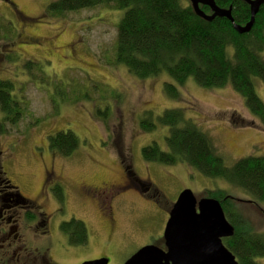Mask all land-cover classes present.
I'll return each mask as SVG.
<instances>
[{
  "label": "rangeland",
  "instance_id": "rangeland-1",
  "mask_svg": "<svg viewBox=\"0 0 264 264\" xmlns=\"http://www.w3.org/2000/svg\"><path fill=\"white\" fill-rule=\"evenodd\" d=\"M50 2L0 0V79L11 80L28 103L21 120L5 124L7 132L0 133V162L10 184L33 200L37 207L33 211L47 214L44 234L40 233L45 227L40 226L29 231L36 235L22 231V248L27 245L41 261L45 255L52 264L99 258L124 264L145 245L163 246L168 213L183 190H190L197 200L208 198V190H224L241 217L264 234V203L256 206L239 187L206 177L185 163L145 161L142 149L152 142L165 151L168 129L159 126L144 132L139 124L145 112L157 117L166 109L183 108L211 138L224 166L231 167L244 157H264V121L250 115L228 86L205 88L189 78L177 85L180 98L174 100L164 92V83L171 82L167 74L140 79L116 63L117 25L124 10L102 5L50 15ZM6 54L12 55L11 62ZM28 60L34 64L23 66ZM255 88L264 103L258 79ZM104 110L107 118H99L103 115L97 111ZM61 130L79 140L67 158L47 147L48 136ZM49 169L63 184L61 204L51 186L46 188L48 198L39 194ZM105 188L114 189L112 197L94 193ZM16 215L23 219L24 211L19 209ZM71 219L86 226L82 245L70 244L60 230ZM22 253H9L11 264H23Z\"/></svg>",
  "mask_w": 264,
  "mask_h": 264
},
{
  "label": "trees",
  "instance_id": "trees-1",
  "mask_svg": "<svg viewBox=\"0 0 264 264\" xmlns=\"http://www.w3.org/2000/svg\"><path fill=\"white\" fill-rule=\"evenodd\" d=\"M214 2L222 9L232 7L235 24L244 26L249 21V6L242 0ZM102 5L124 10L117 25L115 61L124 65L130 74L140 79L167 74L171 82L164 83V92L174 100L180 98L177 85L182 86L189 78L205 88L228 86L242 98L250 115L264 121V103L255 88L256 79L264 88V4L255 15L251 30L243 34L237 33L226 18L217 17L209 22L201 19L188 0H51L47 13L61 15ZM200 9L211 13L207 6L200 5ZM5 56L9 62L13 60L11 54ZM33 64L28 60L23 66ZM15 91L11 80L0 79V133L7 132L5 124L16 125L28 112L27 101ZM97 114L103 115L99 118L108 116L106 110ZM139 124L144 132H152L159 126L168 129L164 137L165 151L152 142L142 149L145 161L165 165L185 163L206 177L221 178L239 187L252 197L256 206L264 203V157L248 156L231 167L224 166L211 138L186 116L183 108L166 109L157 117L145 112ZM78 146V138L69 130L47 138L48 149L64 158L73 155ZM61 188L53 193L60 204L63 202ZM206 194L220 202L227 221L234 227L233 236L222 242L237 263L261 264L264 234L253 230L241 217L227 192L217 189ZM60 230L70 244L76 241V245H82L86 240V226L79 220L62 223Z\"/></svg>",
  "mask_w": 264,
  "mask_h": 264
},
{
  "label": "water",
  "instance_id": "water-1",
  "mask_svg": "<svg viewBox=\"0 0 264 264\" xmlns=\"http://www.w3.org/2000/svg\"><path fill=\"white\" fill-rule=\"evenodd\" d=\"M197 16L205 21L226 18L239 33H248L255 15L264 0H242L249 6L250 19L240 26L231 16L232 7L219 8L214 0H188ZM207 6L210 14L200 9ZM234 234V227L227 221L221 204L214 198H197L190 190H183L173 204L166 221L163 246L145 245L129 257L124 264H238L235 256L222 240ZM99 258L82 264H108Z\"/></svg>",
  "mask_w": 264,
  "mask_h": 264
},
{
  "label": "flooded vegetation",
  "instance_id": "flooded-vegetation-1",
  "mask_svg": "<svg viewBox=\"0 0 264 264\" xmlns=\"http://www.w3.org/2000/svg\"><path fill=\"white\" fill-rule=\"evenodd\" d=\"M16 12L21 14L20 11L16 10ZM57 177L58 176L55 175L52 169L46 170L39 194L44 193V197L48 198V196H45L47 187L51 186L53 190L61 187L63 184L57 180ZM85 187L86 186H83L81 189L84 190ZM113 190V188H105L96 190L94 193L97 194L100 192V196L109 193L110 197H112L113 195L111 194H113ZM26 198H24L5 178L0 162V263L2 264H11V259L8 257L9 253L15 255L16 252L20 251H23V264H48L46 260L41 261L37 251H29L31 249H29L27 245L25 249L22 248V245H25L23 240H21V237L23 236L22 231L25 230L27 234L36 235L29 231L38 228L39 226L45 227L46 229L47 222V214L43 212L44 210L42 211V209H39L38 211H33L37 207L34 205L32 199ZM19 209L24 211L23 219L16 215V212ZM33 212L35 214H33ZM21 223H26V227H23ZM45 232L46 230L40 234H44ZM27 251L30 253L33 252L36 255L35 258L33 259ZM29 257L32 260L29 259ZM43 257L44 259H48L45 255H43Z\"/></svg>",
  "mask_w": 264,
  "mask_h": 264
}]
</instances>
